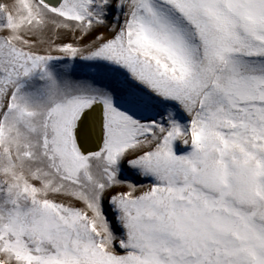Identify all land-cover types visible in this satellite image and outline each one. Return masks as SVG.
I'll return each instance as SVG.
<instances>
[{
	"label": "snow or ice",
	"instance_id": "6c2138e0",
	"mask_svg": "<svg viewBox=\"0 0 264 264\" xmlns=\"http://www.w3.org/2000/svg\"><path fill=\"white\" fill-rule=\"evenodd\" d=\"M0 264H264V0H0Z\"/></svg>",
	"mask_w": 264,
	"mask_h": 264
},
{
	"label": "rangeland",
	"instance_id": "374dc122",
	"mask_svg": "<svg viewBox=\"0 0 264 264\" xmlns=\"http://www.w3.org/2000/svg\"><path fill=\"white\" fill-rule=\"evenodd\" d=\"M144 183H147V181H144Z\"/></svg>",
	"mask_w": 264,
	"mask_h": 264
}]
</instances>
